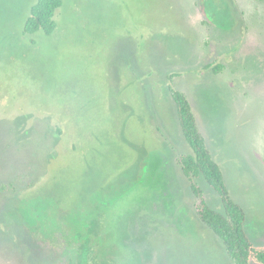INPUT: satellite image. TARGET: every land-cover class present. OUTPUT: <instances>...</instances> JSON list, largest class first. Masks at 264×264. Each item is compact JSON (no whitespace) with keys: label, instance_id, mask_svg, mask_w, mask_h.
Returning a JSON list of instances; mask_svg holds the SVG:
<instances>
[{"label":"rangeland","instance_id":"374dc122","mask_svg":"<svg viewBox=\"0 0 264 264\" xmlns=\"http://www.w3.org/2000/svg\"><path fill=\"white\" fill-rule=\"evenodd\" d=\"M35 1L0 0V264H233L170 73L264 244V0H63L25 33Z\"/></svg>","mask_w":264,"mask_h":264},{"label":"trees","instance_id":"16d2710c","mask_svg":"<svg viewBox=\"0 0 264 264\" xmlns=\"http://www.w3.org/2000/svg\"><path fill=\"white\" fill-rule=\"evenodd\" d=\"M63 5V0H36L24 25L25 33L42 31L50 34L57 28L55 12ZM211 64H206L205 68ZM177 75L170 73L168 90L175 104L183 137L191 149L190 153L179 154L176 163L190 184L195 198V211L199 220L205 224L222 242L233 264H264V244L254 243L245 228V211L233 200L226 186L223 172L213 159L199 130L195 114L186 96L170 83ZM201 178L218 195L223 211L212 208L206 200L198 183ZM120 195H124L121 192Z\"/></svg>","mask_w":264,"mask_h":264}]
</instances>
